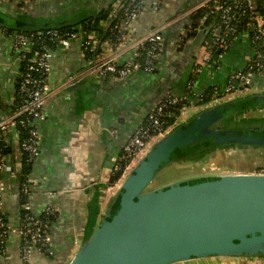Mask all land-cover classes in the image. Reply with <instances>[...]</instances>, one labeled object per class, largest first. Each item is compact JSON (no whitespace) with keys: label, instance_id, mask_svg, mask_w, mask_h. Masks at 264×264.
I'll list each match as a JSON object with an SVG mask.
<instances>
[{"label":"crops","instance_id":"obj_1","mask_svg":"<svg viewBox=\"0 0 264 264\" xmlns=\"http://www.w3.org/2000/svg\"><path fill=\"white\" fill-rule=\"evenodd\" d=\"M203 1L146 0L131 29H119L118 44L111 46L109 41L100 44L96 40L93 49L99 48L93 59L86 55L81 38L71 39L66 47L51 49L50 90L44 119L37 123L41 133L40 153L30 174L28 201L37 216L47 208L55 214L49 224L50 251L35 249L32 264L69 263L89 231L92 218L101 219L117 189L110 180L128 137L159 100L168 95L187 96L191 81L197 97H202L211 87H224L234 72L246 69L254 51L249 36L243 34L221 56L220 52L212 55L210 61L217 62V70L195 72L203 36L199 45L194 44L199 31L192 38L188 36L189 12ZM113 2L0 0V19L15 21L24 29L70 25L97 19ZM102 24L107 28L111 23ZM155 29L162 35L156 72L138 69L121 79L98 75L97 61L108 57L122 64L134 59L140 39ZM12 35H7L0 23V119L11 114L5 107L15 102L20 77L21 61L19 51L13 47ZM259 92H264V70L252 77L247 90L228 97ZM195 98L193 102L198 104ZM197 107H190L183 120L200 109ZM250 113L251 119L264 120V107L246 115ZM5 138L12 149L5 156L8 169L0 173V182L5 186L0 194V214L14 223L21 216L19 183L12 171L13 165L20 167L22 155L17 128H12ZM236 158L230 160L241 171L259 166L258 157L253 155L247 157L248 163L243 166L236 163ZM20 245L19 234H12L5 247L0 248V264H22ZM177 264H264V259L212 258Z\"/></svg>","mask_w":264,"mask_h":264},{"label":"water","instance_id":"obj_2","mask_svg":"<svg viewBox=\"0 0 264 264\" xmlns=\"http://www.w3.org/2000/svg\"><path fill=\"white\" fill-rule=\"evenodd\" d=\"M203 34L199 31L195 45ZM263 107L264 92L233 96L201 107L157 139L118 185L101 219L92 218L68 264L264 259V175L254 171L199 175L149 188L163 166L178 161L173 154L194 139H202L201 147L185 160L197 162L204 152L228 145L237 148L240 143L264 147V135L254 134L260 128H246L244 123L241 128L237 123L250 120L246 114ZM246 129L247 135L234 138L222 134Z\"/></svg>","mask_w":264,"mask_h":264},{"label":"built area","instance_id":"obj_3","mask_svg":"<svg viewBox=\"0 0 264 264\" xmlns=\"http://www.w3.org/2000/svg\"><path fill=\"white\" fill-rule=\"evenodd\" d=\"M146 0H130L124 6L123 0H115L109 8V16L105 22H110L114 16V12L124 7L123 12L120 13L119 21L112 29L122 27L131 29L135 21L138 19L142 7ZM207 7L208 15H213V19L217 22L215 25L202 26L199 31H203V39L201 47L206 50L202 57L198 60L195 67V72L203 69L214 72L218 65L216 62H211V53L208 51V46L220 49V56L227 51L233 42L241 35L249 36L253 46V57L247 62L246 69L238 70L231 74L224 87L216 86L212 91L213 100L204 105H198L193 102V98L201 100L202 97L194 92L193 84L188 86L193 91V94L185 96L189 100L187 105H183L178 110L169 111L170 107L178 105L181 97L165 96L159 100L153 109L147 115L146 120L128 137L124 147V155L128 158V163L125 166L121 178L112 186L118 187L127 173L138 162V160L146 153L150 146L166 132L172 129L176 124L181 122L187 115L190 107L199 108L217 103L224 99H228L229 95L235 92H242L247 90L251 85L252 77L264 70V0H204L200 5L193 8L191 11ZM191 11L189 13H191ZM204 20L201 22L203 23ZM212 36L211 40L206 39L207 35ZM55 39L58 40L61 46L66 47L71 42V39L78 38V33L63 34L55 33ZM121 36V34H120ZM13 47L19 51V60L28 59L26 71L24 73L19 90L23 97L22 106L12 115L0 119V135H6L12 128L17 126L29 127V136L20 144L21 153L25 151L28 155V160L35 161L40 153V139L41 133L38 128V122L44 119V109L48 100L49 88V74L51 70L50 57L51 49L47 48L43 52H36L32 57L26 58L25 52H30L34 48V42L26 37L24 34L14 33L12 35ZM111 46H115L118 42H112ZM94 38L89 37L85 42V49H93L96 44ZM162 35L158 29H155L145 35L139 41L138 50L134 59L126 61L122 64L116 63L112 58L105 57L97 61L96 72L100 76H112L115 78H125L133 71L143 69L148 72H153L159 66V53L161 48ZM147 45L145 55H142L141 49ZM219 56V57H220ZM237 96V95H234ZM233 97V96H232ZM176 117V122L173 125L167 124V119L164 117ZM5 163V156L0 160V173L8 169ZM115 171L122 170L116 163ZM14 172V170L12 169ZM255 173L264 175V166L254 170ZM31 179L27 185L24 186V193L29 197L31 193ZM5 189V186L0 182V194ZM25 219H19L17 222L5 220L4 216L0 214V243L5 247L7 241L12 234H19L21 237L20 258L22 264H32L31 256L35 249H41L40 246L48 247L47 252L50 251L49 244L51 236L49 226H47L46 218L52 217L55 211L47 208L43 215H35L31 213L29 202L26 204ZM45 217V218H43ZM46 219V220H45ZM44 251V250H43ZM46 251V250H45Z\"/></svg>","mask_w":264,"mask_h":264},{"label":"trees","instance_id":"obj_4","mask_svg":"<svg viewBox=\"0 0 264 264\" xmlns=\"http://www.w3.org/2000/svg\"><path fill=\"white\" fill-rule=\"evenodd\" d=\"M127 1L130 0H123L124 6L127 4ZM124 7H121L119 10H117L116 12H114V16L112 17V21H110V26L107 28H104L102 22L105 21L107 19V16H109V12L108 10L104 9L102 15H100L99 17H97V19L95 18L93 19H85L79 23H75V24H70V25H56V26H45V27H40V28H29V29H24L21 24L19 25L17 22L15 21H4L0 19V23L1 26L3 27L5 33L7 35H12L14 33H18V34H24L26 37H29L33 42H34V48L30 51V52H25L26 58H30L32 57L36 52H43L45 49L49 48V49H53L56 48L57 46L61 45L60 42L58 40L55 39L54 34L55 33H59V34H63L64 36L68 33H78L79 36L78 38L82 39V43L83 45L85 44V42L87 41V39L89 37L94 38V40H97L101 43L110 40L112 42H120V32L118 28L112 29L114 25L117 24V22L119 21L120 18V13L123 12ZM209 11V8L207 7H200L197 8L193 11H191L190 13V22L188 25V36L190 38H192L193 36L196 35V33L199 31V29L202 26H207V25H215L217 22L214 21L213 19V15H208L209 13L207 12ZM111 13V12H110ZM264 13V11H263ZM204 20L203 23H201ZM16 26H19L18 28ZM29 25H27L28 27ZM206 39L211 40L212 36L210 34L207 35ZM206 46H208V51L211 53V57L212 55L217 52V49L215 47H211L208 44H204ZM99 48V47H98ZM90 49V46L88 47V49H85V45H84V50L86 55L88 56V58H95L97 56V49ZM147 45H144L142 47V49L140 50L141 53H143L142 55H145V51H146ZM158 53L161 52V48L157 51ZM210 57V58H211ZM28 63V59H24L21 61V65H20V77L18 79V83L17 85V89H16V98H15V102L11 104V106L8 104L5 108L9 109L11 114H14L23 104V97L20 93L19 87L20 84L22 82L24 73L26 71V65ZM217 64V62L215 63ZM157 69H155L153 72H156ZM195 80V78L193 77V81ZM215 87H211L209 88L208 92L205 93V95L202 96V99L198 102V105H204V104H208L213 100L212 97V91L214 90ZM187 94H193V91L191 89H187ZM211 91V92H210ZM172 96V95H171ZM189 103V100L185 97H181V100L179 102L178 105L172 106L170 107V109H168L169 111H175L176 114H178V110L180 109V107H182L183 105H187ZM1 107V105H0ZM233 110H231L230 112H232ZM167 119V124L168 125H173L176 122V117H164ZM18 130V134H19V144H21V142L28 138L29 136V127H22V126H17L16 127ZM247 128V127H246ZM245 129V128H244ZM245 131L248 134V130H242ZM257 131V130H256ZM260 131V130H259ZM201 142L202 139L200 138L199 140H192L191 144L187 145L186 147H181L180 149H178L171 158H177L176 160L181 161V160H185L187 158L188 155L194 153L195 151L199 150L201 147ZM11 147L7 144V140L5 138V135H0V160L2 157L6 156L9 152H11ZM118 165L122 168V170L119 171H114L111 180H110V184L111 186L114 185L115 183H117L119 181V179L121 178L122 172L125 168V166L128 163V158L125 157L124 153H122L118 160H117ZM15 164V163H13ZM232 166L231 167H236V165L230 163ZM251 163H249L248 165H250ZM34 165V161L32 160H28V155L25 151L22 152L21 155V160H20V167H15V165L12 166V169L14 170L15 175L17 176V180L19 183V190H20V204H21V211H20V219L24 220L26 213L30 212L25 209L26 204L29 202V197L24 193L23 189L24 186L28 184L29 179H30V174L32 172V168ZM252 165V164H251ZM250 166V169L248 171H253L254 167ZM257 168H259V166H257ZM255 168V169H257ZM32 213V211H31ZM2 214V213H1ZM5 218V220L7 221V216L5 214H2ZM43 215V214H42ZM42 215H39L40 217ZM45 218V217H43ZM47 219V220H46ZM46 222H47V226H49V224L51 223L52 219H54V215L52 217H48L46 218ZM42 247L41 250H46L45 252H47L48 247L46 246H40ZM0 248H4L3 245H1L0 243Z\"/></svg>","mask_w":264,"mask_h":264},{"label":"rangeland","instance_id":"obj_5","mask_svg":"<svg viewBox=\"0 0 264 264\" xmlns=\"http://www.w3.org/2000/svg\"><path fill=\"white\" fill-rule=\"evenodd\" d=\"M203 53H206V50L200 47V50H198L197 52V58L200 59ZM251 153H255V152H251ZM257 159H258L257 165L264 166V160L259 156ZM248 160L249 158H247L246 160L244 159V161H236V163L240 166H243L248 163ZM230 163L234 164L232 160L226 159L225 157L216 160L212 159V162L210 163L207 162L206 160L205 161L199 160L197 162L193 160L176 161L169 165L163 166L161 170L158 171V173L155 175L153 181L149 185V188L154 189V188L163 187L173 182L193 178L199 175L220 174L223 172L236 173L237 170L232 171L231 168L232 165ZM221 259H226V258H219V261Z\"/></svg>","mask_w":264,"mask_h":264},{"label":"flooded vegetation","instance_id":"obj_6","mask_svg":"<svg viewBox=\"0 0 264 264\" xmlns=\"http://www.w3.org/2000/svg\"><path fill=\"white\" fill-rule=\"evenodd\" d=\"M240 116L241 115H239V118H240ZM249 117H252L251 113H250ZM235 120L232 119L231 122L235 123L234 122ZM237 123H239V127H241V123H244V124H247L246 127H248V128H251L253 126H254V128L255 127L260 128V131L257 129V131H255L254 134L256 136H260V137L262 135H264V120L263 119H260V120L242 119V121H239V122L237 120ZM222 134H227L229 137H232V138H234L235 134H238L237 137L238 136L247 135V133L245 131H234V130H230L229 132H222ZM234 147H235L234 145H228V148L223 147V148H220L219 150H217L216 152H214V151L210 152V153L204 152V156L201 158L200 161H202V160L205 161L206 160L208 162V161H211L212 159L216 160V159H220V158H223V157H225L226 159H229V160L231 159V157H237L236 159L238 161H243L241 159H245L246 160L247 157L252 156V155L255 156V157H258V156L261 157V158L264 157V151H263L264 147L263 146L245 147L243 145V143L242 144L240 143V144H237V148H234ZM251 152H255V153H251ZM231 168H232V171H235V170H237V172L241 171L240 170L241 168H239V169L237 167H231Z\"/></svg>","mask_w":264,"mask_h":264}]
</instances>
